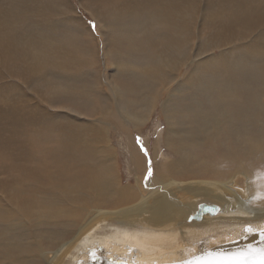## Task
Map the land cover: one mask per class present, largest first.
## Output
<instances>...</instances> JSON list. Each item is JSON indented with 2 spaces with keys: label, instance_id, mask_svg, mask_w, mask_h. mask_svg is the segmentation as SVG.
Instances as JSON below:
<instances>
[{
  "label": "bare ground",
  "instance_id": "bare-ground-1",
  "mask_svg": "<svg viewBox=\"0 0 264 264\" xmlns=\"http://www.w3.org/2000/svg\"><path fill=\"white\" fill-rule=\"evenodd\" d=\"M25 1H30V4L34 2L37 6H26L28 2ZM47 1L9 0L6 6L0 7V130L5 132L9 140L3 147L0 145V264H86L93 257L102 256L130 264L179 263L190 258L191 253L217 248L240 239L247 234L245 229H264V223L249 225L252 220L264 218V207H255L251 204L250 197V193L260 189L259 179L255 172L247 170L244 160L233 158L232 146L224 151L225 156L219 163L213 161V155L211 158L204 157L201 165L198 161L194 162L195 164L191 162L193 152L189 151L187 146L192 145L195 133H202V137L198 138L205 139L203 147L218 148L231 143L224 137V132L229 129L227 127H232L235 122L231 108L215 116L204 128L201 129L199 125L200 132L194 133L191 130L188 138L185 137L187 133L177 132L179 143L166 139L173 159H168L165 170L152 169L147 172V182L145 184L141 180L140 190L108 183L105 203L118 197L119 202L125 204L120 209L98 207L97 212L93 210V207L99 205L96 190L101 186V170L91 162L92 159H88L91 154L87 148L74 143L80 135L89 136L92 132L83 122L73 125L74 134L71 141L56 142L64 148L63 150H58V145L54 143L42 153L48 160L57 159L54 166H51L52 163H47L48 166H45V163L42 165L39 159L28 162L27 155L22 150L24 143L17 142L20 135H16L12 130L21 129L29 118L44 117L46 125L57 120L58 113L53 115L43 112L38 102L29 99L27 90L31 91L37 100L45 98L46 94L41 90L47 91L51 86H55L51 75L58 77L60 67L50 63L48 55L37 58L35 68L30 64L26 66L25 56L13 54H26L27 47L25 39L17 38L14 31L26 26L34 27L36 32L48 31L50 20L47 18L51 19L53 12L63 13L64 9L69 7V2L63 4L66 2L57 0L62 2L58 5L56 0H53L52 4H57V8L50 10ZM131 1L136 7L123 4L118 8L124 16L143 17L145 12L147 20L141 26L146 27V22L151 20L155 23L150 26L147 24V28L155 33L156 43L152 42L151 46L153 51L157 52V47L159 49V64L148 71L152 58L148 65L140 67L145 78L147 74L148 79L152 81L155 105L157 97L163 92L168 94L167 98H179V91L183 89L186 92L184 94L192 98L193 106L199 101L197 97L211 92L212 87L222 80H226L227 89H231L234 68L248 63L253 54L251 51L264 52V0H207L206 3L204 0ZM252 2L257 5L256 11ZM17 3H25L26 7L20 9L15 5ZM80 4H83V0ZM198 8L205 16V21L212 20L213 25L210 27L213 35L202 36L203 30L198 27L199 22L195 21ZM87 10L94 15L91 9ZM64 15H67L64 20L70 24L79 20L69 12ZM95 20V31L108 28L107 22L97 17ZM154 25L161 29L155 30ZM258 29L259 40L232 50V46L247 41ZM209 38H212L211 41ZM173 46L177 49V56L174 50L175 53L171 52ZM58 47L56 46L57 53ZM215 48L221 50L217 58ZM243 48L251 51L236 53ZM69 53V49L61 51L62 55L71 56ZM211 57L216 59L214 65L210 64ZM217 62L224 63L225 67H220ZM75 63L83 65L80 61ZM190 63L193 68H189L183 78L179 76L181 69L187 65L190 67ZM255 64L262 66L264 60L258 58ZM20 66L23 69H20ZM217 69L224 70V75ZM97 70L101 76H105L106 71L100 69L99 65ZM54 71L58 73L54 75ZM249 73V70L242 71L244 77ZM6 78L13 81L7 80V83ZM30 78L35 80H29ZM105 84L110 86L109 83ZM38 85H41V88L37 87ZM171 85H175L174 91H171ZM237 87L238 85L235 86V93ZM55 95L57 96L58 92ZM110 97L108 94V98ZM208 98L213 101L212 93ZM263 99L257 103L261 116H264ZM229 101L233 103L234 100ZM112 113L120 114V125L127 121L129 115V112L122 108L112 109ZM213 113L206 112L203 117L212 116ZM183 114L184 110L173 111V127H185L188 121L180 118ZM133 117L129 122L137 127L141 118ZM259 133L261 139L264 138V128ZM205 135H210L211 138L206 139ZM184 139L187 141L184 142ZM262 145L264 141L260 140L258 146ZM9 147L17 149L18 152L6 156L3 150ZM63 154L69 156L62 158L60 155ZM138 154L140 159H144L141 153ZM155 155L157 156V151ZM226 155L231 157L230 161L226 160ZM77 156L86 157L89 161H80ZM183 156L190 168L179 161ZM155 159L150 158L149 162ZM14 161L20 164L12 166ZM147 163L148 160L145 159L135 164L136 171L141 173ZM180 163L184 167L182 172L188 175L187 179L177 177L175 173L176 165ZM65 174L68 176L66 182ZM142 185H147V194L142 192ZM239 185H242L241 189L236 187ZM141 195L143 199L139 204L126 205L131 199H138ZM207 200L222 201L225 204L222 208L205 205L207 210L203 212L199 202ZM66 209H70L69 217H72L73 224L77 212L82 215L86 209L87 214L80 217L81 224L72 238L63 237L58 248L47 250L41 239V228L46 222L65 214ZM197 214L200 215L196 219L194 216Z\"/></svg>",
  "mask_w": 264,
  "mask_h": 264
},
{
  "label": "rangeland",
  "instance_id": "rangeland-1",
  "mask_svg": "<svg viewBox=\"0 0 264 264\" xmlns=\"http://www.w3.org/2000/svg\"><path fill=\"white\" fill-rule=\"evenodd\" d=\"M60 1L56 0L58 5L62 3ZM63 1L66 2L63 4H67L68 1L70 8L66 7L63 13L56 14V12H53L51 14L52 18H47V20H50L48 31L36 32L32 26L19 27L14 31L17 38L22 37L27 43L26 54L13 53L16 56H25L27 59L24 62L26 66L30 64L35 68V60L43 55H48L47 59L50 60V63L60 67L58 77L51 75L55 80V82L53 81L55 86H51L47 91L41 90L42 93L46 94H43L46 96H44L45 98L42 97L37 100V97L27 90L29 99L31 98L32 102H38L37 104L41 106L43 112L53 115L58 113L57 120L46 125L44 117L40 116L39 119L29 118L21 126V129L14 128L12 130L16 135H20L17 142L24 143L25 147L22 150L26 153L28 162L39 159L42 165L45 163V166H48L52 163L51 166H54L57 159L48 160L42 153L50 149L54 143V145H58L56 142L71 141L74 134L73 125L83 122L92 132L89 136L80 135L74 143L82 148H87L91 154L88 159H92L91 162H94L101 170V186L96 190L99 205L93 207V210L97 212L98 207L110 210L120 209L125 204L119 202L118 197L105 203L109 190L108 183L120 187H133L136 191L140 190L141 180L145 184L147 182L145 176L147 172L152 169L159 171L164 168L165 170L167 167L164 166L168 165L166 163L173 159L172 151L167 148L166 139L175 140L179 143L180 139L176 137L177 132L187 133L185 137L188 138L191 130L194 133L195 131L200 132L199 125L201 129L204 128L215 116L221 115L231 108V112L235 116V122L232 127H227L229 129L224 132V137L229 139L231 143L218 148L203 147L205 139L198 138L202 137V133H195L192 145L187 146L188 150L193 152L191 162L195 164L194 162L198 161L201 165L204 157L211 158L213 155V161L219 163L225 156L223 155L224 151L232 146L233 158L244 160L247 170L255 172L259 179L260 189L257 192L250 193L251 204L255 207H264V145L258 146L260 140L264 141L259 133L264 128V116L259 115L257 107V103L264 98V65L257 66L255 64L258 58L264 60V52L251 51L247 48L236 52L241 54L251 51L253 54L248 63L239 65L234 68L235 71H232L231 89H227V81L222 80L216 85L218 88L214 86L211 92H206L202 97H197L199 99L198 103L192 106V98L185 95V90L180 88L179 98H167L168 94L163 92L157 97L156 105H158L156 106L153 99L152 81L148 79L147 74L145 78L140 69V67L148 65L152 58L148 71L159 64V49L157 47V52L153 51L151 46L152 42L156 43V36L154 31H151L149 27L147 28V24L149 26L155 24L154 21H147L146 27H142L141 24L147 20L143 11V17L124 16L118 8L123 4L136 7V4L131 0H83V4H80L82 0ZM8 2L9 0H0V7L6 6ZM25 2H28L26 6H37L34 2L31 4L30 1ZM53 2V0L47 1L50 10L57 8V4H52ZM206 2L207 0H204V3ZM252 4L256 11L257 5L253 2ZM15 5L20 9L26 7L25 3ZM87 8L91 9L94 15ZM67 11L71 16L78 17L79 22H73L75 24L66 22L64 18L67 15H64V13H68ZM95 17L107 22L109 24L108 28L95 31L97 27ZM195 21L199 22L198 27L200 26L199 28L203 30L202 36L213 35V32H211L213 30L210 27L213 25L212 20L205 21V16L202 15L199 8L196 9ZM156 29L159 31L161 27L157 25L155 26ZM260 29L254 32L247 41L232 46V50L259 40ZM211 39L209 38L210 41ZM175 44L176 41H174ZM103 45H105L104 49ZM56 46H59V53L56 52ZM173 47L171 52H176V55L177 49L175 46ZM67 49L71 52L69 53L71 56L61 54V51ZM214 51L217 58L221 50L215 48ZM215 57L209 58L211 65L215 64L216 59H212ZM75 61H80L83 65L79 66ZM190 64V67L187 65L181 69L179 76L183 78V74H186L185 72L189 68H193V64ZM217 64L222 68L225 67L224 63L217 62ZM97 65L102 70L108 67L107 70H104L106 71L104 77L97 70ZM20 69H23V67L20 66ZM217 70L219 73L221 72V75H224V70ZM244 70L250 71L245 77L242 74ZM57 71L53 72L54 75ZM17 78L21 80L19 76ZM163 78H160V80H163ZM205 79L207 80V78ZM7 80L13 81L11 78H6L5 82ZM29 80H35V78ZM164 80L168 79L164 78ZM105 83H109L110 86ZM166 84L170 85V83ZM236 85H238L236 88L237 93L234 92ZM171 86V91H174L175 85ZM56 92H58L57 96L55 95ZM211 93L213 101L208 98ZM108 94H110V98H108ZM54 95L56 98L53 97ZM229 99H233V103ZM118 105L119 108L129 112V115H126L127 121L122 125L119 124L120 114L112 113V109L119 110ZM187 107L190 108L187 109ZM180 110H184V114L180 118L188 122L185 127H173L172 120L175 117L172 116V113ZM211 111L214 112L212 116L203 117L206 112ZM133 116L141 118V122L137 127L134 123L129 122ZM254 117L258 119L255 120ZM104 122L109 123V125ZM204 137L206 139L211 138L210 135ZM159 138L160 140H158ZM8 141L5 132L0 130V145L3 147V144ZM186 141L184 139V142ZM57 149L61 151L64 148L58 145ZM156 151L157 156L155 155ZM3 152L6 156H9L15 155L18 150L9 147ZM138 153H141L144 159H140ZM60 156L66 158L69 155L63 154ZM79 157L83 158V156H77L80 161H89L86 157L83 159ZM150 158H156L151 161L152 164L149 162ZM145 159L148 160L146 168H143L141 173L137 172L135 164H139ZM226 160L230 161L231 157L227 156ZM179 161L190 168L185 161V156L181 157ZM16 164L20 163L14 161L11 165ZM172 165L170 164V166ZM178 167H181V169ZM183 170L184 167L181 163L176 165L175 173L177 177L187 179L188 175L183 173ZM137 177L140 178L137 179ZM67 179L68 176L65 174L64 182ZM241 186L236 187L241 189ZM142 192L147 194V185L146 187L142 185ZM142 199L141 195L138 199H131L126 205L130 203L132 205L139 204ZM199 204L203 210L205 205L222 208L225 203L207 200L199 202ZM69 213L70 209H66L65 214L57 216L54 220L46 222L42 226L41 239L47 250L58 248L59 243L62 241L60 239L63 237L72 238L81 224L80 217L86 216L87 211L85 209L82 215L77 212L74 224L71 222L72 217H69ZM210 213L215 214V212ZM260 223H264V218L252 220L249 225Z\"/></svg>",
  "mask_w": 264,
  "mask_h": 264
},
{
  "label": "snow or ice",
  "instance_id": "snow-or-ice-1",
  "mask_svg": "<svg viewBox=\"0 0 264 264\" xmlns=\"http://www.w3.org/2000/svg\"><path fill=\"white\" fill-rule=\"evenodd\" d=\"M245 231L249 238L258 236L260 243L231 253L216 248L197 251L191 253L190 258L181 260L179 264H264V229L259 233L250 228Z\"/></svg>",
  "mask_w": 264,
  "mask_h": 264
},
{
  "label": "water",
  "instance_id": "water-1",
  "mask_svg": "<svg viewBox=\"0 0 264 264\" xmlns=\"http://www.w3.org/2000/svg\"><path fill=\"white\" fill-rule=\"evenodd\" d=\"M210 207L215 208L214 206H210ZM205 210H207V208L203 207V212H205ZM199 215L200 214L195 215L194 218L199 217ZM260 230H262V229H260ZM260 230H257L255 232L259 233ZM259 243H260V240H259L258 236H256L255 238H249L248 234H246L243 237H241L240 239H238L232 243H229V244L218 246L216 249L223 251L225 253H231V252L238 251L239 249H243L245 247H251V246L258 245ZM186 257H188V255ZM86 264H130V263H123V262H119V261L116 262V261H114V260H112L106 256H102L99 258L93 257ZM168 264H179V263H168Z\"/></svg>",
  "mask_w": 264,
  "mask_h": 264
}]
</instances>
